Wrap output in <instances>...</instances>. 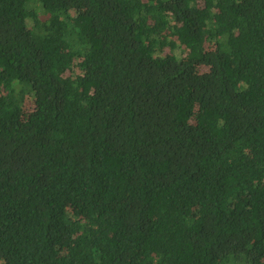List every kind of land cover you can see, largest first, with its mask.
Returning <instances> with one entry per match:
<instances>
[{
	"label": "trees",
	"instance_id": "trees-1",
	"mask_svg": "<svg viewBox=\"0 0 264 264\" xmlns=\"http://www.w3.org/2000/svg\"><path fill=\"white\" fill-rule=\"evenodd\" d=\"M0 264H264V0H0Z\"/></svg>",
	"mask_w": 264,
	"mask_h": 264
},
{
	"label": "rangeland",
	"instance_id": "rangeland-1",
	"mask_svg": "<svg viewBox=\"0 0 264 264\" xmlns=\"http://www.w3.org/2000/svg\"><path fill=\"white\" fill-rule=\"evenodd\" d=\"M201 70H206V67H202ZM25 105L31 107L32 106V98L27 96L25 99Z\"/></svg>",
	"mask_w": 264,
	"mask_h": 264
}]
</instances>
